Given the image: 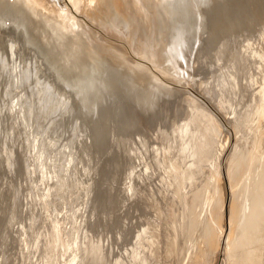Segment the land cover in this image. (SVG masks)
<instances>
[{"label":"bare ground","instance_id":"1","mask_svg":"<svg viewBox=\"0 0 264 264\" xmlns=\"http://www.w3.org/2000/svg\"><path fill=\"white\" fill-rule=\"evenodd\" d=\"M198 2L197 5L200 7H198L200 11L196 8L195 0H0V24L4 23L0 27V82L2 84V92L0 91V94L6 93L9 96L8 118H4L5 115L3 114L4 116H2L0 112V147L7 145L8 149L13 148L12 150L15 153L10 158H0V173H3L1 172L3 170L5 171L8 163V169L10 170L8 171L13 177L11 180L8 173L9 177L7 178L13 182V185H10V181L8 183L11 189L8 186H5L4 189V186L0 183L4 189L2 190L4 192H1L2 187L0 186V234L6 231L7 224H10L11 218H13H10V215L14 214L12 213V211L14 212L13 206L15 205L16 207L20 198H29L27 205L31 206L32 198H36V196H32V189L34 191L36 188L34 191L35 195L44 193L46 197L41 200L49 205H51L49 202H51L50 199L52 198L53 200L55 198L58 200L57 197H59L64 200H62L64 202L62 204H65V206L62 207V205L61 209L57 207L58 212L56 211L57 213L54 216V218L58 215L60 217L58 216L53 222L58 227H62L65 223L73 227L72 231L61 232L62 234H58L55 229H53L55 232L51 230L54 239L50 238V244L46 247V249L49 247L48 259H50V264H58V260L66 256V264H173L175 260L178 261L175 259L177 255L180 258L178 249L181 250L182 248L185 251H182L185 253L184 256L182 255L184 257L183 264H212L213 257H215L213 256L214 254L216 255L215 264H223V262L226 264H264V0H200ZM195 9L200 13H198L199 15ZM191 12H193L192 19L189 18V15L190 17L192 16ZM189 19L192 21V27H195L194 30L191 27L193 33H186L183 30L187 26ZM184 33H186L184 37L187 40V50L191 49L194 40L198 36L200 38L201 34H205L202 35V40L200 39L202 42H199V48L200 46L201 48L195 52L194 67L190 65L191 68L193 67L192 69H198V71L203 72L204 77L202 73L203 78L201 77L202 79L197 80L196 85L190 81L189 83L194 89L192 91L186 89L185 93L184 91L182 92L184 93L183 95L180 93L181 91H177V89H180L178 87L177 89L175 87L174 90H166L160 84H153L150 86L145 85L146 87L142 88L143 82L151 77L153 78V76H160L163 79L167 78L170 80L178 74L176 73L172 78L169 74H166V72H172L170 71L172 69H170V61L166 62L169 59L167 58V53L169 55L168 51L171 50L170 47L174 44L175 39L178 37V40H180ZM176 42L178 46L179 41L176 40ZM182 44L181 47L176 48L179 50L182 48ZM195 46L193 45V47ZM172 47L174 48V46ZM186 47L184 52H186ZM47 50L52 52V58L55 60H60L61 62L69 60L71 63L72 70L69 73V77L66 80H62L63 82L60 80L61 85H59V88L58 83L56 86L58 90H60V87L71 88L72 93L70 95L76 94V99H74L76 104H78L74 105L73 102H69L70 104L66 106L64 101L66 107L63 110L61 109V112L59 111V118L56 120L51 119L53 121L44 120L42 111L34 105L35 97L31 98V94L34 92L32 93V89L22 84V78L31 76L30 67H33L36 59L41 57H39L38 53H45ZM24 52L28 53L25 64L21 55ZM184 52L181 54H184ZM187 53L189 54V52ZM187 53L185 54L186 56ZM170 55L169 57H171ZM175 55L173 56L174 58ZM116 56H119L122 60H128V64L113 63L115 64L114 66L110 65V62H115ZM100 58L106 59L105 66H103L104 63L100 66ZM174 58L171 57V61L176 59ZM176 60L178 61V59ZM181 60L180 63H182ZM158 66H161L164 70L161 69L158 73ZM174 69H176V65ZM177 71L174 70V72ZM104 72L106 74L108 72L109 78H107V82L103 83L101 76ZM156 73L157 75H155ZM172 74L174 73L172 72ZM57 78L59 77L57 76ZM180 81L176 82V84H179ZM44 85H46L45 82ZM115 88L120 89L121 91L118 92L123 93V95L128 91V95L125 94L127 98L123 96L124 99L126 98V103H121L123 106L111 103L112 93L116 91H113ZM53 89L50 92L52 91L54 96L55 89ZM176 91L183 98L180 94L175 93ZM119 93H116V95ZM175 94L181 98L175 99ZM51 98L54 99L53 97ZM160 100H162V103ZM114 105L118 108L115 112L112 111ZM2 106L4 105L2 104ZM169 107L170 109L173 107L172 109L176 112L174 113ZM168 109L172 111V114L174 113L173 117L177 114L178 117H176L178 119L175 117V120L172 119L171 123L168 122L169 124H166L167 117H169L167 116V111L170 113ZM0 110H2V107ZM157 112L161 115V119L158 120L164 123L161 126L158 124L159 128L157 129L155 118V126L157 127L153 128L157 129L156 132H153V129L146 128L148 126L147 122L146 127L140 124L144 122V118L148 117L146 118L148 120L149 116L157 114ZM170 117L172 116L170 115ZM229 117L232 121H229ZM111 122H114V124ZM223 122H230L229 124L236 137L235 147H233L234 151L232 150L233 153H230L231 155L225 160L226 178L223 176L221 169V148L223 145L219 148L220 150L217 149L218 151L214 152L216 136L218 132H222ZM67 126H72V131L68 135L70 137L64 139L60 132ZM138 126H140L142 131L136 128ZM48 127L53 128L50 136L44 138L45 145H43L47 150L52 149L53 153L50 152L52 155L48 157L45 163L44 159V164L40 163V165L47 166V169L43 168L46 173H48L47 170L50 172V176L48 174V180L46 179L47 181L43 183H39L38 180L39 188V186H36L37 183L34 185L39 175L37 173V164H39L38 162H40L44 153L43 146L39 149L40 145H42H39V136L42 132L47 131ZM143 128L149 129V133L150 130L153 134L155 133L158 142L155 141L156 139L150 141L152 136L149 138V133H143L144 130L146 131ZM116 129L118 131L121 129L123 134H120L122 136H118L119 133H117ZM134 129H137V134L134 133ZM27 130H30L33 135L28 133V136L29 134L30 136H27L28 139L25 140L23 135L26 134ZM112 130H114V133L116 130L117 135L115 133V136L119 138L116 140L114 136L115 144H108L109 141H113L110 137ZM132 130H134V135L130 133ZM109 132L110 135H108ZM108 136L112 141L109 140ZM107 138L109 141H107ZM53 148H55L54 151ZM22 151L27 152L26 155ZM107 157L109 158L107 159L108 161L105 160L107 163L103 162ZM74 162H77L76 165L79 163L83 170L92 166L99 169L98 175L100 174L99 178L101 180L97 181L95 176L94 190L99 189L98 186H101L102 182L107 184H105L106 187L103 186L105 187L103 190L106 195L101 191L105 200L104 202L102 200L103 204L100 205L104 208L108 205L112 206L114 196L112 186H115V176L119 175L117 171H120L119 167L122 164H126V167H121L126 169L125 174L122 169L123 174H120L122 177L119 175L124 179L118 182L123 185H121L122 188L121 186L119 187L122 189L121 194L117 184L119 180L115 181L118 188L116 192H119L121 199L115 196L119 202H116L115 198L116 204H114L120 203V208L125 207L128 210L132 202L131 205L134 211L135 205L133 206V204L139 205V208L136 207L137 210L141 208V205L144 211L142 216L141 213L138 215L141 217L140 224L132 225L134 227L132 228L128 223L127 220L131 218H126L129 217L131 212H134L130 210V206L128 216L124 212L121 213V211L117 210V212L115 211L116 209L114 210V214L117 212L115 214L116 218L118 216L117 219L122 217L120 213H124L123 217L127 223H124L125 219L122 217L124 224L120 222V218L118 227L116 222L118 220L116 218L115 221L112 220L117 224L116 226L112 223V225H115L113 227L117 228H115L116 234L113 232L116 236L114 237L115 239L111 238L113 241L108 239L110 231H107L108 233L106 234L107 229L104 227L101 228L99 226V232L97 231L99 229L95 230L97 231L96 233L100 234L94 233L93 228L97 225L96 220L91 221L89 218L95 214L99 204H95L93 207L89 206V209L88 204L92 200L96 201V199H99L100 192H96L93 198L84 194L88 197L84 198L87 201L82 200L85 205L81 213V210L76 209L80 205L78 201H75L79 203L78 205L75 203L77 205L75 208L74 202L72 199L70 200L71 197L73 198L77 194L73 192L75 187H73V191H70L74 195L67 198L69 195L67 193L71 190L70 187H67L70 185L68 182L73 180V176L72 178L70 176L71 179L68 178L69 176H65L69 179L68 182L62 177L63 171H67L63 169H66ZM140 162L145 163L142 169L138 167ZM162 164H165L164 174H166L165 171L170 172L166 178L165 176L163 178V174L160 173ZM207 164L211 165V170L206 169ZM26 167H29V169L26 170ZM153 167H155L154 171H152ZM38 168L40 169V166ZM89 170H87L88 177L90 175L89 172L93 169ZM73 171L75 172V169ZM77 171L78 175L80 172L78 173ZM150 171L152 172L149 174ZM60 174L62 176H59ZM154 174H158L160 177L158 186H156V183L154 190L151 186L141 198L135 196L138 191L141 192V187L143 189L147 187L146 189H148L150 186H146L147 184L140 186L139 190L138 183L141 181L146 182ZM21 175L24 177V180H22L26 181L27 185L24 186L23 191L18 189L21 184ZM79 175L78 177L80 178ZM84 175L86 176L87 174ZM143 175H145L144 178ZM167 177L169 178L167 179ZM18 178L20 179L18 180ZM1 179L3 178L0 177ZM111 179H113V185L111 184ZM190 180H192V183L188 185ZM216 180L220 181V186L214 184L217 188L220 187L222 189L223 186L226 188L222 190L225 192L220 191L222 195L219 193L221 195L219 203L216 197L217 203L213 204L212 199L216 194V187H213L212 182L216 183ZM77 181H79L78 178ZM81 181L83 182L82 179ZM96 182H99L98 186ZM75 183L71 185L77 186L79 184ZM89 184L91 187L90 182ZM161 184H164V186ZM79 186L75 189H78ZM82 186H84L83 183ZM94 190L87 193H95ZM117 193L116 195L118 196ZM3 194L9 195L7 200L5 199L6 196L4 197L6 202L1 199ZM78 196L82 197V195ZM78 196L74 199L77 200ZM227 196L230 198L229 200L227 199L228 219L223 221ZM128 198L130 202L129 206L126 207L124 200ZM57 200L54 201L57 202ZM97 202L99 201L97 200ZM202 203L210 205L209 208H211L208 209L210 210V214H208L210 215L209 223L206 222L205 224L200 218L201 215L199 216L196 212L197 205L199 207V204ZM49 205L46 208V214H49V217L52 218L54 209H51ZM119 205H117V209ZM43 206L41 204L39 208ZM110 206L108 207L110 208ZM66 208H68L67 212H65ZM123 208L122 210L125 209ZM19 209L15 208L18 215L24 212ZM44 209L43 211L45 212ZM34 210L36 209L33 208L32 211L30 209L32 212L31 215L29 214L31 219L35 218L37 220L38 217L41 220L42 218L44 219V212L41 214L39 209L40 216H38ZM76 210L79 211L82 217L81 224L78 227L74 226L73 223L74 216L76 215L77 217ZM19 211L21 212L19 213ZM99 211L101 212L102 210ZM148 211H151V216L147 215ZM108 212H105V214L103 212V214L106 215L107 213V217L110 215ZM133 215L135 217L136 214L134 213ZM94 217L97 216L95 215ZM16 218L18 219L19 216ZM99 218L100 216L97 220ZM69 220H71V225ZM100 221L103 222L104 220ZM30 222L32 221L30 220ZM130 222L136 223V221L132 220ZM16 223L18 224V222ZM35 223L33 224V229L29 228L32 229L31 233L25 232L27 233H24L25 237H22L23 234H21L23 246L29 245L32 250L29 249L30 256L39 252V249H37V238L40 235L39 229L41 228L42 230L43 227L42 221L37 227V223ZM105 223L106 221L102 225L104 224L106 227L111 222ZM28 225L30 226V224ZM86 226L90 228L88 233L92 236L83 243L84 247L81 246L83 251H80L81 236H79V233ZM109 228H112V226H109ZM101 229L106 230L104 232ZM14 231H17V229ZM11 232L13 231L11 230ZM11 236L17 237L13 234L9 235V238ZM129 236L130 238L126 240L125 238ZM21 237H19V241H21ZM81 239L83 240L82 237ZM119 240L125 242L119 243ZM0 244L2 245V243ZM114 244L118 247V252H114L117 249ZM5 246V248H9V245ZM12 246L11 244V248ZM8 250L7 253L3 254V260L8 255ZM12 256L11 254L10 257L8 255V260Z\"/></svg>","mask_w":264,"mask_h":264},{"label":"rangeland","instance_id":"2","mask_svg":"<svg viewBox=\"0 0 264 264\" xmlns=\"http://www.w3.org/2000/svg\"><path fill=\"white\" fill-rule=\"evenodd\" d=\"M198 1H200V0H195V3H196V8H198L199 6L197 5V2ZM199 3V2H198ZM200 8V7H199ZM197 9V10H199L200 11V9ZM196 10V9H195ZM196 10V11H197ZM193 12H191V17H190V15H189V18H191L192 19V17H193V14H192ZM199 12L197 11V14H198ZM189 14H190V12H189ZM200 14V13H199ZM198 14V15H199ZM189 21H190V24H189ZM189 21H188V23H187V28L185 27V28H183V30L184 31H186V33L187 32H190V33H193V31H192V29L194 30V28L195 27H192V21L189 19ZM3 24L4 23H1L0 24V27L1 26H3ZM191 25V26H190ZM196 26V25H195ZM191 27H192V29H191ZM186 29V30H185ZM186 33H184L183 34V36H181V34H180V40H178L179 38L177 37L176 39H175V41H174V44L172 45V46H174V48L171 46L170 47V49L172 50V52H171V50L170 51H168L169 52V55H170V52H171V57L172 58H174L173 56L175 55V53H176V55H175V58L176 59H178V61L175 59V60H173V61H175V62H173V61H171L172 59H170L171 57H169V55H168V53H167V58H169L166 62H169L170 61V64H171V67H170V71H172L174 74H172L171 75V73L172 72H170V73H167L166 72V74L168 75H170V77L172 78L174 75H176V73H178V74H180V75H176V76H178L177 78H178V80H177V78H176V76H174L172 79H163V78H161L160 76H153V78L151 79V78H149L148 80H146V81H144L143 82V84H142V88H144V87H146L145 85H147V86H150V85H153V84H160L164 89H166V90H174L175 89V87H176V89H177V87L178 88H180V89H177V91H181L180 93L183 95L185 92H186V89H189V90H191L192 91V89H194V88H192L191 87V83H193L194 82V84L196 85L197 83H196V81L197 80H199L201 77H202V73L203 72H200V71H198V69L196 70V69H192L193 67H194V65H193V63H194V56H195V52H197L198 51V49H200L201 48V46H200V48H199V45H200V43L202 42L201 40H202V35H205V34H201V37L199 38V36L197 37V39H195L194 40V46L195 47H193V45H192V47H191V49L190 50H187L188 48L186 47V37H184V36H186L185 34ZM204 37H206V36H204ZM184 38H185V41H184ZM201 39V40H200ZM176 40L177 41H179V43H178V46H177V42H176ZM185 42H183V41ZM198 40V41H197ZM181 41V42H180ZM195 41H197L198 42V46H197V42H195ZM200 42V43H199ZM183 43V44H182ZM181 44H182V48H184V49H182V48H180L179 50H178V48H179V46L181 47ZM186 47V52H184L185 51V47ZM176 47H178V48H176ZM176 48V49H175ZM193 48V49H192ZM196 50V51H195ZM175 51V52H174ZM182 52H184V54H181ZM187 52H189V54H190V56H189V54L187 53ZM49 53V54H48ZM52 52L50 51V50H47L45 53H41V52H39L38 53V55H39V57L41 56L42 57V59H41V57L39 58V59H36V61L34 62V66L33 67H30V70H31V76L30 77H24V78H22L23 79V82H22V84L23 85H25L27 88H30V89H32V93L33 94H31L32 96H31V98L33 99L34 97H35V103H34V105L36 106V108L37 109H39L40 111H42V116H43V118H44V120H47V121H53L54 119L56 120L57 118H59L60 117V113H59V111L61 112L68 104H70L69 102H73L74 103V105H78V104H76V102H75V99H76V94H71L70 95V93H72L71 92V88L69 89L68 87L67 88H61L60 87V90H58V88H59V85H61V82H63L62 80H66L68 77H69V73H71V63L69 62V60H65V61H63V62H61L60 60L59 61H57V60H55L54 58H52V55L53 54H51ZM187 53V56H188V58H186L187 56L185 55ZM191 54H192V56H191ZM22 55V58H23V63L25 64L26 63V59H27V56H28V53H26V52H24V53H22L21 54ZM179 55H180V57H179ZM185 56V57H184ZM119 56H116L115 58L116 59H114V61L115 62H110V65L112 64V66H114L115 64H113V63H121V64H128V60H122V58H118ZM190 57V58H189ZM181 58H182V60H181ZM190 61H188V60ZM44 60H46V61H44ZM121 60V61H120ZM180 60H181V62L183 63H180ZM188 61V63H187V61ZM39 61V63H37ZM43 61H44V63H43ZM56 61V62H55ZM118 61H120V62H118ZM42 62V63H41ZM127 62V63H126ZM177 62H178V64H177ZM192 62V63H191ZM46 63V64H45ZM100 66H102V64H103V66H105V63H106V59H102V58H100ZM174 63V64H173ZM180 63V64H179ZM188 65H187V64ZM43 64V65H42ZM49 66H48V65ZM54 64V65H53ZM61 64V65H60ZM170 64H169V66H170ZM175 65H176V69L179 71H177L176 69H174L175 71H177V72H174V70H173V68L175 67ZM182 65V66H181ZM190 65H193V67L191 68V66ZM173 66V67H172ZM37 67H38V69H37ZM44 67V68H43ZM186 67H187V69H186ZM189 67V68H188ZM41 68V70H39ZM61 68V69H60ZM42 69H45V70H42ZM47 69V70H46ZM161 69H163V68H161V66H158L157 67V72L159 73L160 72V70ZM38 70V71H37ZM51 70V71H50ZM52 70H53V72H52ZM68 70V71H67ZM164 70V69H163ZM186 70V71H185ZM187 70H189V71H187ZM196 70V71H195ZM37 71V72H36ZM47 71H49V72H47ZM57 71V72H56ZM35 72V73H34ZM41 72V73H40ZM51 72V73H50ZM55 72V73H54ZM60 74H59V73ZM37 73V74H36ZM186 73V74H185ZM197 73V74H196ZM200 73V74H199ZM37 75V77H36V75ZM38 74H40L39 75V79H38ZM47 74V75H46ZM52 74V75H51ZM53 75H55V76H53ZM59 77V78H57V76ZM61 77H60V76ZM108 75V76H107ZM155 75H157V73L155 74ZM185 75V76H184ZM181 76V77H180ZM186 76H188V77H186ZM199 76V77H198ZM34 77V78H33ZM42 77H43V79H42ZM56 78V79H54V78ZM64 77V78H63ZM192 77V78H191ZM203 77H204V73H203ZM202 77V78H203ZM61 78V79H60ZM106 78V79H105ZM107 78H109V74H108V72H107V74H106V72H104V73H102V76H101V80H102V82L104 83V82H107ZM158 78V79H157ZM192 80H191V79ZM201 78V79H202ZM33 79V80H32ZM40 79H42V80H40ZM182 79V80H181ZM186 79V80H185ZM190 79V80H189ZM27 80V81H26ZM31 80V81H30ZM50 80V81H49ZM60 80H61V82H60ZM163 80H166V81H163ZM169 80V81H168ZM181 80V81H180ZM42 81V82H41ZM56 81V82H55ZM162 81V82H161ZM178 81H180L179 82V84H176V82L178 83ZM182 81H185L186 82V84H185V82H182ZM188 81V82H187ZM191 81V83H189ZM25 82V83H24ZM44 82H45V84L46 85H48V86H46V85H44ZM148 82V83H147ZM171 82H173V83H171ZM199 82V81H198ZM40 83V84H39ZM51 83V84H50ZM53 83V84H52ZM57 83H58V88H57ZM142 83V82H141ZM146 83V84H145ZM175 83V84H174ZM180 83H182L181 85H180ZM169 84V85H168ZM44 85V86H43ZM55 85V86H54ZM141 85V84H140ZM175 85V86H174ZM177 85V86H176ZM190 85V86H189ZM51 88V89H53L54 87V89H55V95L53 96L52 94V91L50 92V90L51 89H47V88ZM174 87V88H173ZM190 87V88H189ZM194 87V86H193ZM2 84H1V82H0V91L2 92ZM47 89V90H46ZM53 89V90H54ZM63 89V90H62ZM46 90V91H45ZM49 90V91H48ZM114 90H116V91H114ZM65 91V92H64ZM67 91V92H66ZM113 91H114V93H112V96L113 97H111V103L112 104H118V105H122L123 103H126V98H127V96L126 95H128L127 93H128V91H127V93L125 92V94L123 95V93H119L121 90L120 89H118V88H115V89H113ZM119 91V92H118ZM175 92V93H177V94H180L179 92ZM184 91V93H182ZM196 91V90H195ZM47 92V93H46ZM62 92V93H61ZM194 92V91H193ZM48 93H49V97H48ZM116 93H119V94H117L116 95ZM195 93V92H194ZM44 94H46V95H44ZM58 94V95H57ZM63 94V95H62ZM66 94H68V95H66ZM120 94H122V95H120ZM177 94H175L174 96H175V99L176 98H181L182 97V95H181V97L179 96V95H177ZM51 95V96H50ZM116 95V96H115ZM176 95H177V97H176ZM4 96V97H3ZM8 95L6 94V93H4V94H0V106L2 107V110H0V112L2 113H0L2 116H4V118H8V115H9V108H8V106H9V96L7 97ZM41 96H43V97H41ZM46 96V97H45ZM63 96H64V98H63ZM72 96V98H70ZM121 96H122V98H121ZM126 97L125 99H124V97ZM3 97V98H2ZM6 97H7V99H6ZM29 97V96H28ZM40 97V98H39ZM48 97V98H47ZM51 97H53L54 99H52ZM59 97V99H57ZM67 97V98H66ZM116 97V98H115ZM118 97V98H117ZM120 97V98H119ZM30 98V97H29ZM45 98H47V99H45ZM51 98V99H50ZM71 100H69V99ZM75 98V99H74ZM183 98V97H182ZM2 100V101H1ZM46 100V101H45ZM50 100V101H49ZM62 102H61V101ZM124 100V101H123ZM48 101V102H47ZM58 101H60V102H58ZM64 101H65V104H66V106H65V104H64ZM117 101H119L118 103H117ZM161 101V103H162V100H160ZM45 102V103H44ZM48 104H47V103ZM54 102H55V104H54ZM80 102V101H79ZM53 103V104H52ZM78 103V102H77ZM122 103V104H121ZM2 104L4 105V106H2ZM160 104V103H159ZM59 105V107H57ZM6 106V107H5ZM49 106V107H48ZM123 106V105H122ZM172 106V105H171ZM170 106V107H171ZM0 107V108H1ZM52 107V108H51ZM78 107V106H77ZM170 107H169V109H170ZM175 107V106H174ZM7 108V109H6ZM57 108H58V110H57ZM173 108V107H172ZM171 108V109H172ZM176 108V107H175ZM52 109H54L53 111H52ZM62 109V110H61ZM116 109V110H115ZM117 107H116V105H114V108H113V112H115V111H117ZM168 109V110H169ZM170 109V110H171ZM4 110V111H3ZM158 110H159V108H158ZM169 110V111H170ZM173 111H174V109H172ZM176 110V109H175ZM56 111V112H55ZM3 112H6V113H3ZM172 111H170V113H171ZM176 111H174V113H175ZM43 113H45L44 115H43ZM159 112H157V114L155 115V114H153L152 116H149V121L146 119V118H148V117H146V118H144L143 119V121L144 122H142V123H140L141 125L143 124L144 125V127H146V125H147V123H148V126L146 127V128H149V129H153V132H156L157 131V129L159 128V126H161V125H163V121H161V120H158V119H161V115H160V113L158 114ZM168 113V111H167V116H169V117H167V123L166 124H169L168 122H172L173 120L172 119H174L175 120V117L177 116V114H175L176 116L175 117H173V114L171 113ZM4 114V115H3ZM6 114H7V116H6ZM55 114V115H54ZM59 114V115H58ZM57 115V116H56ZM113 115H114V113H113ZM112 115V116H113ZM158 115H160V116H158ZM170 115L173 117H170ZM158 116V117H157ZM115 117V116H114ZM160 117V118H159ZM178 117V116H177ZM176 117V119H178ZM155 118H156V123H157V126H158V124H160L158 127L157 126H155L156 125V123H155ZM51 119H53V120H51ZM114 120V119H113ZM152 120V121H151ZM151 121V122H150ZM229 121H232L231 119H230V117H229ZM115 122V121H114ZM114 122H111V123H113L114 124ZM147 122V123H146ZM153 122V123H152ZM160 122H162V123H160ZM170 122V123H171ZM155 123V124H154ZM224 124H223V128H222V132H218V135L216 136V140H215V142L216 143H214L215 145V150H214V152L216 153L218 150H220L219 148H221V146L223 145V147L221 148L222 150V152H221V157H222V164H221V169H222V174H223V176L226 178V176H227V174H225L226 173V171H225V160H226V158L227 157H229L232 153H233V151H234V148L233 147H235V144H234V142H236V137L234 136V133H233V131H232V129H231V126H230V122L229 123H225V122H223ZM153 124V125H152ZM140 125V126H141ZM142 125V126H143ZM149 125H151V126H149ZM30 126V125H29ZM140 126H138V127H136L138 130L140 129ZM141 126V127H142ZM152 127V128H151ZM153 127H157V129L155 130V128H153ZM53 127H48V130L47 131H45V132H42L41 133V135L39 136V138H40V142H39V145L40 144H42V145H40V147H39V145H38V147H39V149H41L42 148V146H43V148H44V153H43V156L41 157V159H40V162H38L39 164H37V166L39 167L40 166V169L37 167V169H38V171L39 170H42L43 172L45 171L44 170V168H46L47 169V166H45L44 167V165H40V163L42 164L43 163V161H44V159H45V161H44V163L46 162V160L48 159V157H50L51 155H52V149H49V150H47L46 148H45V144H44V138L45 137H48V136H50V132H51V129H52ZM146 128H143V129H146ZM137 129H134V130H132V132L130 131V133L132 134L133 133V131H134V133L135 134H137L136 132H138V131H136ZM149 129H146V131L144 132L143 131V133H149ZM227 129H228V131H227ZM117 130V129H116ZM116 130H115V133H116ZM123 130V129H122ZM49 131V132H48ZM71 131H72V126H67V128H64V130H62L60 133H61V135H62V137L64 138V139H67V138H69L70 136H68V135H70V133H71ZM113 131V132H112ZM111 132V135H110V132H109V134L108 135H110V137L113 139V141H112V139L111 138H109V136H108V138H109V140H111L112 142H110L109 140H108V138H107V141H109L108 142V144L110 143V144H112V143H114L115 144V141L117 140V138H119L118 136H122V134H123V132L121 131V129L118 131L117 130V133H119L118 134V136H117V138H116V136H115V133H114V130H112ZM124 131V130H123ZM140 131H142V129H140ZM65 132V133H64ZM152 131L150 130V133H151ZM153 132L150 134L149 133V138H150V136H152L151 138H150V141H152V139H156L155 141H157V138H156V135H155V133L153 134ZM228 132H231V133H228ZM28 133H31V131L30 130H27L26 131V134L25 135H23L24 137L23 138H25V140H27L28 139V137L30 136V134H29V136H28ZM47 133V134H46ZM59 133V134H60ZM117 133H116V135H117ZM120 133H122V134H120ZM124 133H126V132H124ZM129 133V134H130ZM134 133L132 134V135H134ZM175 133H177L176 131H175ZM222 133V134H221ZM155 135V136H153V135ZM164 134H166L165 132H164ZM231 134V135H230ZM31 135H33V133H31ZM47 135V136H46ZM171 135V134H170ZM222 135V136H221ZM224 135V136H223ZM229 135H230V137H229ZM28 136V137H27ZM44 136V137H43ZM115 136V137H114ZM136 136V135H135ZM27 137V138H26ZM43 137V138H42ZM116 138V140H114V138ZM174 137H175V134H174ZM221 137V138H220ZM225 137H227V138H225ZM225 138V139H224ZM234 138H235V141H234ZM230 139V140H229ZM24 140V139H23ZM153 140V141H154ZM219 140H220V143H219ZM227 140V141H226ZM158 142V141H157ZM223 142H226V143H224L223 144ZM229 142V143H228ZM44 144V145H43ZM219 144H221L220 146H219ZM234 145V146H233ZM217 146V147H216ZM219 146V147H218ZM13 147V146H12ZM226 147V148H225ZM0 149H1V151H0V158H10V156H12L13 154H15L13 151L14 150H12L13 148H9L8 149V146L7 145H3V146H1L0 147ZM218 149V150H217ZM55 150V148H53V151ZM233 150V151H232ZM26 151V150H25ZM25 151H22V153L23 154H25L26 155V153L27 152H25ZM175 151H176V149H175ZM228 151H229V153H228ZM236 151V150H235ZM238 151V150H237ZM50 152H52V153H50ZM11 153V154H10ZM231 153V154H230ZM48 154H49V156H48ZM68 155V154H67ZM47 157V158H46ZM107 159H109L108 157L107 158H105L104 160H103V162L106 160V161H108ZM105 161V163H107ZM9 162V161H8ZM43 163V164H44ZM75 163V162H74ZM73 163V164H74ZM77 163V162H76ZM76 163L74 164V165H76ZM144 163V162H143ZM142 162H140V164H139V168L141 167V169H142V167H143V165H145V163L143 164ZM73 164H71L70 166H68L66 169H63V170H67V171H63V176L60 174L59 176H62L64 179H66L67 181L66 182H68V180L69 179H71L72 178V176H73V180L71 181L70 180V182H68V183H70V185L69 186H67L68 188L70 187V189L71 190H69V192L67 193V194H69L68 196H67V198L70 196H73L74 195V193H73V195H72V192H70V191H73V187H75V188H77L79 185V188L78 189H75L74 188V191L73 192H75V194L76 195H74L73 196V198L71 197L70 198V200L72 199V201L74 202V205H75V208H76V206L80 203V205H78V206H80V207H78L77 206V210L79 209V210H81L80 211V213L82 212V209H83V207H84V205H85V202L84 201H82V200H85V201H87V199H84L85 197H88V196H91L92 198L96 195V192H100V195H99V199H96V201L95 200H90L91 202H89L90 204H88V209L90 208V207H93V206H95V204H99V207H98V209H96V211H95V214H93L92 216H91V218H89L91 221L93 220H96L95 222H96V224L97 225H95V227L97 226V228H93V232L96 230V229H99V230H97L98 232L100 231V227L101 228H106L105 230H106V234L108 233V239L109 240H112L113 241V239H115L114 237H116L115 236V231H116V227H113V226H117V224H115L113 221H115V214L119 211H121V213L122 212H124L125 214H127V216L129 215L128 214V212L130 213V210L131 211H134V209H132V202L130 203V206H129V202H130V200H129V198L128 199H125L124 200V204L126 205V207H130L131 209L129 210V207H128V210H127V208H123L124 210H122V208H120L121 207V205H119L120 203H117V205H119V208L117 209V205H115L116 203H115V198L117 197L118 199H119V197H120V199H121V195L119 196V192L117 193L116 192V190L118 191V188L122 185L121 183H118V182H121V180H124V179H122L121 177V175L124 173L125 174V171H126V169L125 168H121L122 166L123 167H126V164H122V166H120L119 168H120V171L119 170H117L118 171V174L121 176H119L118 174H116V175H118V176H115L116 177V180L115 181H117V180H119V181H117V184L119 185L118 186V188H117V184H116V182L114 181V187H116V188H114L112 185H113V179H111V184L112 185H110V186H112V190H114V191H112L113 193V203L111 204V202H110V204L112 205V206H110V205H108V206H110V208L112 207V208H114V209H110L108 206L106 207L107 208V211H106V208H104L103 206V208L101 207V205L100 204H103L102 202H104V195H106L105 193H104V188L106 187V183L105 182H102V181H100V182H102L101 183V186L103 187V186H105V187H101V186H98L99 184V182H96V185L99 187V189H101V190H99V189H97L96 191L94 190L95 189V187H94V179H95V176H96V180L97 181H99V180H101L99 177H100V174L98 175V171H99V169L97 168V167H94V166H92V167H90L89 169H93L91 172H89V177H88V171L87 170H89V169H82L81 168V166H80V164L78 163V165H76V166H74ZM46 165V164H45ZM125 165V166H124ZM164 165V166H163ZM208 165V164H207ZM74 166V167H73ZM80 166V167H79ZM209 166V165H208ZM207 166V170L208 169H212V167H211V165L208 167ZM44 167V168H43ZM137 167V169H139ZM9 168V164L7 163V167H6V169H5V171L3 170V171H1V172H3V173H0L1 175H0V177L1 178H3V179H1L0 180V183L2 184V186H4V189H5V186H8V183H9V181H10V185L12 184L13 185V182H11V180L13 179V177H11L12 176V174L9 172L10 170L8 169ZM27 169L26 170H28L29 169V167H26ZM41 168H43V169H41ZM80 168H81V171H80ZM96 168V169H95ZM165 168V164H162V167L160 168V173L161 174H163V178H164V176H165V178H166V176H168L169 174H170V172L169 171H165V173L167 174H164V169ZM75 169V172L73 171ZM78 171H77V170ZM124 170V172H123V170ZM140 169V170H141ZM9 170V171H8ZM122 170V171H121ZM140 170H138L139 172H140ZM155 170V167H153V170L152 171H154ZM163 170V171H162ZM37 171V173L39 174L38 175V178H37V180H36V182L34 183V185H36V183L38 182V180H39V183H43L44 181H47L48 180V178H49V176H50V172L47 170V172L48 173H46V171L44 172V175H43V172L42 171H39L38 172ZM76 171L79 173H81V172H83L81 175H79L80 176V178L83 180V182L81 181V179L78 177V175H77V173H76ZM90 171V170H89ZM137 171V170H136ZM152 171H150L149 172V174L152 172ZM4 172H5V175L2 177V175L4 174ZM66 172V173H65ZM67 172H69L68 174H67ZM95 172V173H94ZM120 172V173H119ZM123 172V173H122ZM163 172V173H162ZM10 174V177H9V174ZM75 173V174H74ZM96 173H97V175H96ZM138 173V172H137ZM169 173V174H168ZM48 174H49V176H48ZM84 174H87L86 176L84 175ZM95 174V175H94ZM7 175V176H6ZM92 175V176H91ZM6 176V177H5ZM45 176V177H44ZM48 176V177H47ZM65 176H69L68 178L67 177H65ZM70 176H71V178H70ZM75 176H76V181H77V178L79 179V181H75ZM83 176V177H82ZM125 176V175H124ZM123 176V177H124ZM4 177H5V179H4ZM7 177H9L10 179H8ZM20 177H22L21 178V184L19 185V187H18V189L20 190V191H23L24 190V186H27L26 185V181H23L24 179V177L21 175ZM87 177V178H86ZM120 177V178H119ZM145 177V175H143V178ZM170 177V176H169ZM169 177H167V179L169 178ZM93 178V179H92ZM119 178V179H118ZM20 178H18V180H19ZM23 179V180H22ZM45 179V180H44ZM47 179V180H46ZM91 179H92V181H91ZM115 179V178H114ZM159 179H160V177H159V175L158 174H154L153 176H151V178H149V180L147 179V181L144 183L143 181H141V182H139L138 183V186H139V190H140V186H145L146 184V186H148V185H150L149 187H148V189H146L145 187H144V189L141 187V192H137L136 193V195L135 196H137V197H139V198H141L142 197V195H144L145 193H147L148 192V190L150 189V187L152 186V188H153V190H154V187L156 188V186H158V184H159ZM4 180V181H3ZM88 180V181H87ZM90 180V181H89ZM103 180V179H102ZM166 180V179H165ZM226 180V179H225ZM7 181V182H6ZM23 181V182H22ZM30 181V180H29ZM76 183H79V184H77V186H73V185H71V184H74L75 182ZM88 182L87 184H86V182ZM201 181V180H200ZM217 181V182H216ZM215 182L216 183H213L212 182V185H216V186H220V181L218 182V180H216ZM31 182V181H30ZM89 182L91 183V185L93 186H91L90 187V184H89ZM143 182V183H142ZM166 182V181H165ZM24 185H23V184ZM39 183H37V185L36 186H39V188H40V184ZM75 183V184H76ZM82 183H83V185L84 186H82ZM103 183H104V185H103ZM107 183H109L108 181H107ZM122 183H123V181H122ZM141 183V184H140ZM156 183H157V185H156ZM190 184H188V185H191V183H192V180H190V182H189ZM1 184H0V186H1ZM5 184V185H4ZM28 184V183H27ZM89 184V185H88ZM106 184V185H105ZM124 184V183H123ZM142 184H144V185H142ZM86 185V186H85ZM156 185V186H155ZM162 186H164V184H161ZM213 186L214 188L216 187V186ZM1 186V187H2ZM32 186V185H31ZM97 186H96V188H97ZM123 186V185H122ZM122 186H121V188H122ZM9 187V189H11L10 188V186H8ZM8 187H6V189H8ZM89 187H90V189H89ZM101 187V188H100ZM33 188V187H32ZM34 188H35V186H34ZM225 188L226 187H224L223 186V188L222 189H220V187L219 188H215V190H212V191H215L216 192V194H215V192H214V198L212 199L213 200V204L215 203H217V200H215L216 199V197L218 198V203H219V201H220V199H219V197L222 195V192H225V191H222V190H225ZM3 189V187L1 188V192H4V191H2V190H4ZM8 189V190H9ZM36 189V188H35ZM35 189H34V191H35ZM79 189H80V192H79ZM87 189V190H86ZM89 189V190H88ZM120 189V188H119ZM143 189V190H142ZM220 189V190H219ZM58 190V189H57ZM76 190V191H75ZM95 191V193L94 192H92V193H87L88 191ZM99 190V191H98ZM122 189H120V194L122 193V191H121ZM219 190V191H218ZM33 191V189H32V196H36V198L35 197H33L32 198V204H31V206L28 204L27 205V200H29V198L28 199H26V197H24V198H20L19 199V201L17 202L18 204H16V207H15V205L13 206V208H14V212L12 211V213H14V214H12V216L10 215V218L11 217H13V218H11V221H10V224L8 223L7 224V226H6V231H4V232H6V233H1L0 235V243H2V245L0 244V264H23L24 262V264H50V259H48V257H49V247L46 249V247L47 246H49V244H50V238L52 239L53 238V236H52V231L51 230H53V229H55V231H58V234H60L61 232L62 233H64V232H66V231H68V230H73V227H71V226H69L67 223H65V224H63L62 225V227L60 226V227H58L57 225H56V223H54L53 222V220L55 219L56 220V218L59 216L58 214V216L56 217V218H54V216H55V213H57L58 211V209L60 208L61 209V206L62 207H64L65 206V204H62V203H64L63 201V199H61V198H59V197H57L58 198V200L55 198L54 200H57V202H55L54 200H53V198L52 199H50L51 200V202H49L51 205H49V204H47L46 202H43V200H41L42 198H45L46 196L44 195V193H42L41 195H35L36 193ZM78 191V192H77ZM101 191H102V193H104V195L101 193ZM220 191H222L221 193H220ZM6 192L8 193V191L6 190ZM5 192V193H6ZM118 194V196L116 195V193ZM78 193H80V194H78ZM219 193L221 194V195H219ZM8 194H10V192L8 193ZM84 194H86V195H88V196H85ZM65 195V194H64ZM64 195H63V198H64ZM78 195H82V197H83V195H84V197H83V199H82V197H79ZM101 195H103V196H101ZM212 195H213V192H212ZM6 196V200H7V197L9 196V195H2V197H1V199H3L4 200V197ZM79 197V198H76L77 200H75L74 198L75 197ZM101 196V197H100ZM116 196V197H115ZM134 196V197H135ZM37 197H39V198H37ZM56 197V196H55ZM65 198H66V196H65ZM101 198H103V199H101ZM116 198V202L118 201L119 202V200ZM136 198V197H135ZM8 199H9V197H8ZM26 201H24V200ZM74 199V200H73ZM230 199V198H228V196L226 197V206H225V218L223 219V221L225 220V221H227V219H228V207H227V205H228V200ZM6 200H4V202H6ZM23 200V201H22ZM63 200V201H62ZM97 200L99 201V202H97ZM103 200V201H102ZM62 201V202H61ZM75 201H78L79 203H76ZM94 201H95V203H94ZM102 201V202H101ZM24 202H25V204H24ZM48 202V201H47ZM54 202H55V204H54ZM97 202V203H96ZM22 203V204H21ZM42 204V206L43 207H40L39 208V206ZM58 203V204H57ZM77 205H76V204ZM115 203V204H114ZM134 203V202H133ZM4 204H6V203H4ZM4 204H2L3 206H4ZM20 204V205H19ZM46 204H47V206H46ZM53 204V205H52ZM61 204V205H60ZM83 204V206H81ZM93 204V205H92ZM128 204V205H127ZM137 204H139V203H137ZM204 204L205 203H202V204H199V207H198V205H197V207H196V212L199 214V216H200V218H202V221H203V223L205 224L206 222H208V220L210 219L209 217H210V215H208V214H210V210H208V209H211V208H209L210 207V205L208 206V205H206L205 204V206H204ZM18 205V206H17ZM48 205H49V207L51 208V209H54V211H52L54 214L52 215V218H50L49 217V214H46L47 212V207H48ZM55 205V206H54ZM135 205V206H134ZM203 205V206H202ZM20 206V207H19ZM29 206V208L30 207H32V208H30L31 209V211L33 210V208L34 209H36V210H34V212L35 213H37V215L38 216H40V212H41V214L44 212L43 211V209L45 210V212L43 213V214H45V217H44V215H43V217H44V219H46V220H44L42 217H40V218H42V220L41 219H39V217H38V219L36 220L35 218H33V219H31L30 218V215H31V211H30V209L29 208H27L26 209V207H28ZM90 206V207H89ZM133 206L135 207V211L134 212H131L132 214H136L135 215V217H136V219H135V217H134V215L132 216V214L130 213V215L132 216H130L129 215V217L128 218H126V219H129V218H131V219H129V220H127L128 221V223L130 224V226H132V225H134V226H136V225H139L140 224V221H141V217H139L138 215H140V213H141V216H142V212L144 211L142 208V206L140 205V209H138L137 210V208H139V205H136V204H133ZM201 206V207H200ZM22 207H24V209H22ZM55 207V208H54ZM57 207H58V209H57ZM66 207H67V205H66ZM68 207H70V205H68ZM133 207V208H134ZM137 207V208H136ZM203 207V208H202ZM213 207V206H212ZM15 208H20L19 210H22V211H24V212H21V211H19V215L18 214H16V210H15ZM43 208V209H42ZM102 208V209H101ZM200 208H202L201 210H200ZM26 209V210H25ZM38 209V210H37ZM39 209H40V212H39ZM103 209H104V211H103ZM116 209V210H115ZM121 209V210H120ZM204 209V210H203ZM64 210V209H63ZM66 210V211H65ZM64 211L65 212H67L68 211V208H66ZM76 210V211H77ZM99 210H102L101 212L99 211ZM108 210H109V212H108ZM111 210H113L112 212H110ZM114 210L115 211H117V212H115V214H114ZM127 210V211H126ZM138 212H137V211ZM139 210H142V211H140L139 212ZM199 210V211H198ZM57 211V212H56ZM201 211V212H200ZM39 212V213H38ZM103 212H104V214H105V212H108V214H110V215H108L107 217H106V215H107V213H106V215H104L103 214ZM227 212V213H226ZM34 213V214H35ZM80 213H79V211H77L76 212V214H77V217H76V215L74 216L75 217V219H73V223H74V226H76V227H78L79 226V224H81V219H82V217L80 216ZM97 213H98V215H97ZM112 213V214H111ZM120 213V216H124V213L123 214H121ZM201 213V214H200ZM30 214V215H29ZM33 214V215H34ZM103 214V216H105L106 217V219H104L105 217H101V215ZM153 214V213H152ZM14 215V216H13ZM16 215H18L19 216V218L17 219L16 217H18V216H16ZM32 215V216H33ZM62 215V214H61ZM79 215V216H78ZM97 216V217H94V216ZM147 215L148 216H151V211H148L147 212ZM154 215V214H153ZM42 216V215H41ZM100 216V218H99V220H97V218ZM60 217V216H59ZM81 217V218H80ZM110 217V218H109ZM122 217H119V219H117L118 218V216H117V218H116V220H118V221H116L117 223H118V227H119V220H120V218H121V220H120V222L121 223H123L124 222V219H122ZM48 218V219H47ZM93 218H96V219H93ZM101 218H103V219H101ZM135 220H134V219ZM138 218H139V220H138ZM207 218V219H206ZM16 219H17V221H16ZM88 219V220H89ZM109 219V221H107ZM126 219H125V224L127 223V221H126ZM19 220V221H18ZM30 220L32 221V222H30ZM34 220V221H33ZM100 220H104L103 222H101ZM113 220V221H112ZM130 220H132V221H136V223L135 224H133V222H130ZM205 220V221H204ZM14 221H16V222H18V224L16 223V222H14ZM39 221V222H38ZM40 221H42V223H43V227H42V230H41V228L39 229V236H38V240H37V249H39V252H40V249H42L41 250V252L39 253V252H37V253H34V254H32L31 256H30V247H29V245H25V246H23V236H24V233L25 232H28V233H31L32 232V227H33V224L36 222H38L37 224H36V227H37V225H39L40 224ZM46 221H47V223H46ZM70 221L71 220H69V224L71 225V223H70ZM106 221V223L108 224V222H111V223H109V225H107L106 227L104 226V224L102 225V223H104ZM123 221V222H122ZM139 223H138V222ZM13 222V223H12ZM97 222H99V223H101V225H99V223H97ZM164 222V221H163ZM162 222V223H163ZM32 223V224H31ZM105 223V224H106ZM112 223L113 224H115V225H112ZM123 223V224H124ZM165 223H166V221H165ZM164 223V224H165ZM202 223V224H203ZM209 223V222H208ZM15 224H17V225H15ZM28 224H30V226L28 225ZM45 224V225H44ZM68 226H67V225ZM111 224V225H110ZM13 226V227H12ZM15 226H17V227H15ZM100 226V227H99ZM109 226H112V228H109ZM201 226V225H200ZM9 227V228H8ZM19 227H20V230H19ZM39 227V226H38ZM99 227V228H98ZM29 228H32V229H29ZM66 228V229H65ZM109 228V229H108ZM116 228V229H115ZM131 228V227H130ZM132 228H134L133 226H132ZM14 232H11V230ZM17 229V231H14V230H16ZM24 229H26V231H24ZM29 229V230H28ZM8 230V231H7ZM19 230V231H18ZM24 232H23V231ZM90 230V228H88L87 226L85 227V228H82V230L80 231V233H79V236H81L82 238H83V240L81 239V237H80V241L82 242H80L79 244V247H80V251H83V248H81V246H83L84 247V245H83V243L86 241V240H88L89 238H90V236H92L90 233H88V231ZM101 230H103L104 232H105V230L104 229H101ZM1 231V230H0ZM54 230H53V232H55ZM97 231H95L94 233H96ZM108 231V232H107ZM112 231V232H111ZM20 232V233H19ZM69 232V231H68ZM104 232H101V233H104ZM115 234H114V233ZM11 233V234H10ZM15 235V236H17L18 238L19 237H21V234H23L22 235V237H21V241H19L20 240V238L18 239L17 237H15L14 238V236H11V237H13V239H11V237L9 238V235H13V234ZM61 233V234H62ZM93 233V234H94ZM110 233H111V235H110ZM17 234V235H16ZM20 234V235H19ZM25 234H27V233H25ZM96 234H100V233H96ZM5 235V236H4ZM19 235V236H18ZM49 235H51V236H49ZM95 235V234H94ZM93 235V236H94ZM111 237H110V236ZM114 235V236H113ZM48 236H49V238H48ZM96 236V235H95ZM98 236V235H97ZM113 236V237H112ZM6 237V238H5ZM25 237V236H24ZM110 237V238H109ZM8 238V239H7ZM111 238H113V239H111ZM127 238H130V236L129 237H126L125 239L127 240ZM6 239V240H5ZM10 239H11V241L12 242H14V243H12L11 241H10ZM15 239V240H14ZM54 239V238H53ZM2 240V241H1ZM3 240H4V243H3ZM8 240H9V242L13 245L12 246V248H11V244L8 242ZM14 240V241H13ZM108 240V241H109ZM129 240V239H128ZM107 241V242H108ZM123 241V240H122ZM122 241H118L119 243L120 242H122ZM7 242V243H6ZM49 242V243H48ZM125 241H123V243H124ZM109 243H111L110 241H109ZM122 243V244H123ZM82 244V245H81ZM112 244V243H111ZM116 245H117V243H115ZM114 244V245H115ZM5 245H9L8 247L9 248H5L6 246ZM115 245V247L117 248V249H115L114 250V252H118V247ZM28 248H27V247ZM41 247V248H40ZM23 248V249H22ZM9 249V250H8ZM11 249V250H10ZM14 251H13V250ZM30 249V250H29ZM7 250H8V255H9V257H10V254L11 255H13L12 256V258H10L9 260H8V255L6 256V258H4L5 260L7 259V261H5V260H3V254L6 252L7 253ZM23 250H25L24 252L26 253H24L23 252ZM27 250V251H26ZM117 250V251H116ZM179 250V252H178V254L180 255V258H179V256L177 257L176 256V258L175 259H177L178 261H174L175 263H173V264H176V263H178V264H183V261H184V254L185 253H183V252H185V251H183V248L180 250V249H178ZM12 251V252H11ZM32 251V250H31ZM38 251V250H37ZM181 251V252H180ZM183 251V252H182ZM22 252V253H21ZM28 252V253H27ZM23 254H25V255H23ZM29 254V255H28ZM183 255V256H182ZM23 256V257H22ZM27 256V258L28 257H30V258H25ZM213 256H215V257H213V263L212 264H215V259H216V255L214 254ZM183 257V258H182ZM219 257H220V255H219ZM62 259H59L58 260V262L59 263H61V264H66L65 262H67V256L66 257H61ZM24 259V260H23ZM181 259H183V260H181ZM219 259V258H218ZM26 260V261H25ZM27 260H28V262H27ZM180 260V261H179ZM62 261V262H61ZM57 262V263H58ZM58 263V264H59ZM223 264H226V263H224L223 262Z\"/></svg>","mask_w":264,"mask_h":264}]
</instances>
